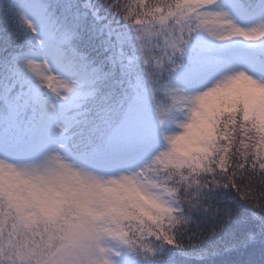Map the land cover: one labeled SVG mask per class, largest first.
<instances>
[{
  "label": "snow or ice",
  "instance_id": "1",
  "mask_svg": "<svg viewBox=\"0 0 264 264\" xmlns=\"http://www.w3.org/2000/svg\"><path fill=\"white\" fill-rule=\"evenodd\" d=\"M0 264H264V0H0Z\"/></svg>",
  "mask_w": 264,
  "mask_h": 264
}]
</instances>
